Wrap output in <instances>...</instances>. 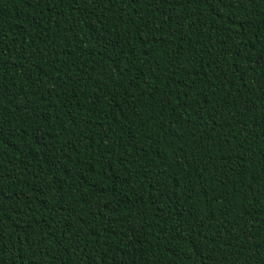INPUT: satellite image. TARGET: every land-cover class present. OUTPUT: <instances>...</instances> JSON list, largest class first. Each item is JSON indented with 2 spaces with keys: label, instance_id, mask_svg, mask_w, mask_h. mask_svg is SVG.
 <instances>
[{
  "label": "trees",
  "instance_id": "obj_1",
  "mask_svg": "<svg viewBox=\"0 0 264 264\" xmlns=\"http://www.w3.org/2000/svg\"><path fill=\"white\" fill-rule=\"evenodd\" d=\"M0 264H264V0H0Z\"/></svg>",
  "mask_w": 264,
  "mask_h": 264
}]
</instances>
